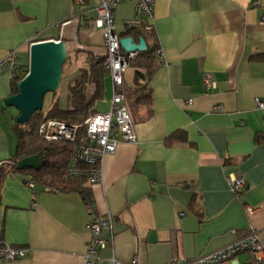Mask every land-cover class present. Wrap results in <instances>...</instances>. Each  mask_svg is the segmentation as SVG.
Segmentation results:
<instances>
[{"label": "crops", "instance_id": "obj_1", "mask_svg": "<svg viewBox=\"0 0 264 264\" xmlns=\"http://www.w3.org/2000/svg\"><path fill=\"white\" fill-rule=\"evenodd\" d=\"M97 3L87 0L79 8L76 43L81 47L64 37L68 50L74 51L73 61L50 105L56 100L65 109L68 86L78 69L90 53H105L100 30L84 20V15L95 17ZM134 5L129 0L114 9L115 31L124 37L130 22L133 29L127 36L136 42L142 37L147 48L164 54L161 62L155 53L153 70L139 79L152 99L148 117L134 122L136 143H122L106 155L101 182L90 184L86 178L84 194L47 189L27 173L3 175L0 237L27 251L0 264H81L89 240L88 220L108 215L111 225L100 234L107 242L94 264H111L113 258L124 264L133 258L138 264L194 258L250 230L264 244V140H256L264 135V108L255 104L256 98H264V58H256L264 53V0H155L150 29L133 20ZM73 14V0H0V61L13 50L19 65L26 66L30 44L60 39L61 23ZM70 31L67 26L63 32ZM137 62L138 57L131 60L124 74L126 88L134 86L137 71L145 73ZM206 72L216 83L210 91L202 85ZM11 81L8 69L2 68L4 167L15 159L16 150V116L4 105L12 94ZM103 82L100 99L106 107L98 112L109 107L107 72ZM217 104L222 111H214ZM231 173L244 177L242 192L232 191L226 180ZM246 206L253 208L250 214ZM248 256L239 253L226 264H244Z\"/></svg>", "mask_w": 264, "mask_h": 264}, {"label": "built area", "instance_id": "obj_2", "mask_svg": "<svg viewBox=\"0 0 264 264\" xmlns=\"http://www.w3.org/2000/svg\"><path fill=\"white\" fill-rule=\"evenodd\" d=\"M95 6L96 15L94 18L84 15V20L93 28L99 29L102 36V44L105 53L102 65L109 74L111 81V98L106 111L96 112L86 117L79 124H69L64 121L49 118L42 120L38 125V134L42 141L76 142L73 147L70 162L66 166V173L71 176L86 177L90 184H96L102 180L101 164L106 155L113 154L122 143H136L135 124L129 109L126 96V86L124 74L129 67L130 61L137 55L135 52H124L119 44L120 36L114 29V9L121 3L129 0H97ZM135 22H141L144 28H151V18L155 0H134ZM87 0H73L74 14L72 19L61 23L60 39L67 37L73 40L77 47L76 35L81 21L79 8L86 5ZM257 5V1L254 2ZM130 25V22L126 23ZM67 26H71L69 33L63 32ZM66 42V41H65ZM66 45L67 42H66ZM68 48V46H67ZM158 59L163 62L164 54L161 49L156 50ZM97 55L96 53H94ZM8 69L10 80H15L22 74V66L18 63L16 52L10 50L0 61V71L2 68ZM202 85L206 91L216 88V83L211 74L206 72L202 77ZM187 104L192 103V99L186 100ZM257 108H264V98L255 99ZM214 111L223 110L222 104L213 107ZM12 165L13 161L6 162ZM1 166V163H0ZM234 193L242 192L246 187V181L242 176L233 173L226 177ZM32 187V182H27ZM87 210L91 212V207L87 204ZM246 212L250 214L253 208L246 206ZM179 215H182L180 213ZM111 217L108 215L101 218H93L87 222L89 240L86 252L80 256L81 264H94L98 258V251L105 247L106 240L101 237V231L109 228ZM27 249L13 247L0 240V261H11L25 255ZM246 252L248 259L244 264H264V244L260 240L255 230H250L245 236L238 238L231 244L212 252L201 254L194 258L178 259L173 257L165 264H226L237 254ZM111 264H124L114 258ZM126 264H138L135 258Z\"/></svg>", "mask_w": 264, "mask_h": 264}, {"label": "trees", "instance_id": "obj_3", "mask_svg": "<svg viewBox=\"0 0 264 264\" xmlns=\"http://www.w3.org/2000/svg\"><path fill=\"white\" fill-rule=\"evenodd\" d=\"M132 29L133 27L130 25L127 26L122 35H129ZM62 39L66 41L65 38ZM156 49L148 47L145 51L138 52L132 59V62H135L136 57H138L140 62H137L136 65H141L145 69V73L137 71L134 86L126 88L128 105L134 122L146 118L150 114L151 92L145 83H139V79H145L153 70V58ZM72 53L74 54V51L68 50L66 60ZM103 58L104 55L90 53L86 59V65L78 69V75L68 86V105L65 109L60 108L57 101L54 100L45 112L43 109L35 111L27 123H14L15 159L12 165L0 166V179L10 171L21 172L27 173L31 181L39 183L50 190L78 191L82 194L87 192L84 187L86 177L71 176L66 173V166L70 162L76 142L65 140L60 142L42 141L38 134V125L42 120L49 118L58 119L69 124H79L86 117L98 112L95 103L102 96L104 75L106 73L102 65ZM256 58H264V53L256 56ZM26 72L27 65L22 67V74L11 81L12 94L16 92V81L22 78ZM256 140H264V135L258 134ZM38 152L41 155L42 163L37 170L15 169L18 159Z\"/></svg>", "mask_w": 264, "mask_h": 264}, {"label": "water", "instance_id": "obj_4", "mask_svg": "<svg viewBox=\"0 0 264 264\" xmlns=\"http://www.w3.org/2000/svg\"><path fill=\"white\" fill-rule=\"evenodd\" d=\"M119 44L124 52H143L146 42L140 37L138 42L131 36L120 37ZM68 56V48L63 39L34 41L29 46L27 72L16 81V92L4 99V105L17 110L15 122L25 124L31 115L43 107L46 93H54L60 84L63 63ZM40 153L17 160L15 169H34L40 166Z\"/></svg>", "mask_w": 264, "mask_h": 264}, {"label": "rangeland", "instance_id": "obj_5", "mask_svg": "<svg viewBox=\"0 0 264 264\" xmlns=\"http://www.w3.org/2000/svg\"><path fill=\"white\" fill-rule=\"evenodd\" d=\"M72 51L73 50L71 49V52ZM73 56L74 55L72 53V55L63 64V74H62V79L60 81V84H59L58 89L54 93L49 92V93H47L45 95L44 101H43V107H42V109L44 110V112L46 111V108L50 105L51 98H55V96L57 95V93H59L61 87L64 85V83H65V74H66L67 69L70 68V63H72V61H73ZM95 107H96V109H104L106 106L104 104V101H102V99H99L98 101H96ZM5 108L7 109L8 114L11 113L13 116H16L17 115V110L14 107H7L6 106Z\"/></svg>", "mask_w": 264, "mask_h": 264}]
</instances>
